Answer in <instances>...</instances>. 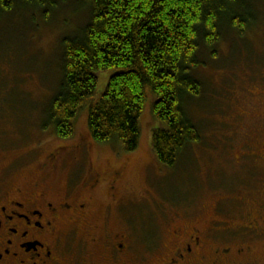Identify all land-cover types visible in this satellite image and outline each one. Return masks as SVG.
<instances>
[{"label":"rangeland","instance_id":"rangeland-1","mask_svg":"<svg viewBox=\"0 0 264 264\" xmlns=\"http://www.w3.org/2000/svg\"><path fill=\"white\" fill-rule=\"evenodd\" d=\"M67 5L45 22L15 13L0 27V176L6 188L44 174L40 163L57 146L88 142L89 159L105 178L98 191L88 194L100 228L127 226L132 241L139 235L146 244L155 238L154 253L162 256L170 250L173 225H194L203 234L200 264H214V249L221 247L230 252L220 264H264V20L247 34L226 33L215 57H203L206 65L196 72L203 93L186 106L202 141L178 167L169 168L152 151L157 123L150 97L139 115L140 141L133 152L92 140L87 108L67 139L57 137L48 124L47 106L60 82L61 40L84 16L79 11L69 17ZM259 5L264 14V0ZM110 74H99L96 96L104 92ZM116 171L119 201L110 204L107 180ZM54 174L47 191L62 195L67 173ZM253 219L258 226L249 232Z\"/></svg>","mask_w":264,"mask_h":264},{"label":"trees","instance_id":"trees-1","mask_svg":"<svg viewBox=\"0 0 264 264\" xmlns=\"http://www.w3.org/2000/svg\"><path fill=\"white\" fill-rule=\"evenodd\" d=\"M261 3L0 0V27L15 13L45 22L60 5L70 6L69 17L83 12V20L61 40L60 82L47 106L48 124L57 137L67 139L74 133L78 115L87 108L92 140L133 152L140 141L139 115L150 97L157 123L152 151L160 163L175 168L202 141L186 106L203 93L196 75L206 65L203 57H215L226 33L241 36L258 26L264 20ZM105 71L110 77L104 92L96 96L99 74Z\"/></svg>","mask_w":264,"mask_h":264},{"label":"flooded vegetation","instance_id":"flooded-vegetation-1","mask_svg":"<svg viewBox=\"0 0 264 264\" xmlns=\"http://www.w3.org/2000/svg\"><path fill=\"white\" fill-rule=\"evenodd\" d=\"M89 144L57 146L40 163L44 174H32L12 188H6L7 181L0 176V264H200L203 234L198 226L173 225L170 250L159 256L154 253L155 238L149 244L139 235L132 241L127 226L111 230L97 225L88 194L98 191L105 178L89 159ZM63 171L68 178L62 195L47 191L51 174L57 178ZM119 176L116 171L107 180L110 204L119 201ZM260 219L264 221V216ZM247 226L251 232L257 219ZM237 250L240 254L242 249ZM229 252L228 247L215 248L213 263L228 261L221 257L227 258Z\"/></svg>","mask_w":264,"mask_h":264}]
</instances>
